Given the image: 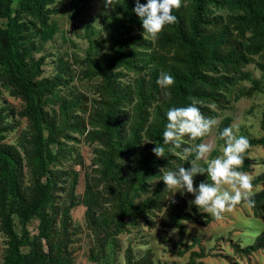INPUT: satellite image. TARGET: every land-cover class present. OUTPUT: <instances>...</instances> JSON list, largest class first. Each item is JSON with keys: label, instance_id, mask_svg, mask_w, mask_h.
I'll return each mask as SVG.
<instances>
[{"label": "rangeland", "instance_id": "obj_1", "mask_svg": "<svg viewBox=\"0 0 264 264\" xmlns=\"http://www.w3.org/2000/svg\"><path fill=\"white\" fill-rule=\"evenodd\" d=\"M194 1L177 9L186 38ZM135 4L0 0V154L19 172L20 205L46 188L25 225L32 244L23 239L21 251L34 255L30 264H264V142L250 144L238 169L252 178L255 205L242 202L220 220L162 180L190 167L185 147L208 143L209 159L221 156L225 127L248 140L264 135L263 0H208L194 61L174 24L144 40ZM161 72L175 79L170 99L156 83ZM27 88L40 111V153ZM192 103L218 125L196 141L183 137L173 155L163 145L167 111ZM156 144L165 157L152 152ZM6 176L0 163V185ZM202 181L207 174L194 186ZM6 207L0 200V264L9 250ZM11 218L21 235V218Z\"/></svg>", "mask_w": 264, "mask_h": 264}, {"label": "clouds", "instance_id": "obj_2", "mask_svg": "<svg viewBox=\"0 0 264 264\" xmlns=\"http://www.w3.org/2000/svg\"><path fill=\"white\" fill-rule=\"evenodd\" d=\"M115 0H104L105 8H113ZM181 7V0H147L140 3L136 0L133 11L142 22V36L144 40H155L166 25L177 22L173 15L174 9ZM157 85L165 89L166 98H171L170 87L175 83L172 75L161 72L156 81ZM167 124L163 131V145H171L167 149L173 155H181L174 149L181 147L183 137L196 141L209 135L218 121L212 117H205L195 103L185 107H172L167 111ZM235 129V130H234ZM238 126L225 127L219 133V139L224 141L222 155L209 159L212 146L208 143H199L194 147H185L182 158L190 163V167L180 166L176 171L164 172L162 180L166 188L179 191L181 195L190 193L194 199L189 201L199 212L211 215L216 220L231 212L242 202L247 207H253L252 178L239 171L245 160V153L250 148L247 137L237 135ZM152 152L157 158L165 157L166 148L156 144ZM194 156L193 159H189ZM201 161L204 164H201ZM197 174H207V182H200L194 186V177ZM210 181V182H209ZM175 202V201H173Z\"/></svg>", "mask_w": 264, "mask_h": 264}, {"label": "trees", "instance_id": "obj_3", "mask_svg": "<svg viewBox=\"0 0 264 264\" xmlns=\"http://www.w3.org/2000/svg\"><path fill=\"white\" fill-rule=\"evenodd\" d=\"M10 2V0H7ZM208 0H195L194 1V7H193V14L190 19V34L188 35V38H186L184 35V26L182 19L180 17L179 11L177 9L173 10V15L177 17V22L174 24L175 30L178 35H180L183 38H186V40L189 42L191 46V57L194 61L195 59V49L193 48V43L198 36L199 28L202 22L203 13L205 4ZM264 3V0H263ZM9 6L7 5V9ZM9 34L10 30L9 28H6L3 35V43L6 46H9ZM10 58L13 61V63L18 67L19 72L21 73V76L23 78V81L25 84L28 85V76L26 70H22L20 68V62L14 57V53L10 50ZM192 70V68H191ZM26 99L28 107L31 110V121L32 125L35 128L37 132V139L35 141V149L38 153L39 151V145L41 141V129H40V120H39V114L40 111L36 105V103L33 100L32 94L30 92V89L27 88L26 92ZM256 142H264V135L259 139H249V143H256ZM246 154V153H245ZM246 160H244L245 162ZM0 163H3L4 166L7 168V182L6 184L0 185V200H2V203L7 205L6 207V214L8 217V222L5 225V230L7 233V236L9 237V250L8 254L5 259V264H30L34 258V255L32 253L24 254L21 251V244L23 242V239H27L29 243L32 244V241L28 237V231L25 229L26 222L29 219L30 214H32L34 211H36L40 205L43 203L44 199L46 198V188L45 187H36L34 189V195L33 200L28 206H22L18 203V190H19V184H18V178H19V172L18 170H14L12 168H9L8 161L1 156L0 154ZM12 214H15L19 216L22 220V234L19 235L13 227L12 223Z\"/></svg>", "mask_w": 264, "mask_h": 264}]
</instances>
